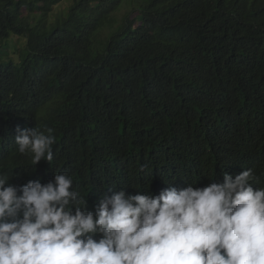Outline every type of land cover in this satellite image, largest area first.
Returning a JSON list of instances; mask_svg holds the SVG:
<instances>
[{"label": "trees", "instance_id": "obj_1", "mask_svg": "<svg viewBox=\"0 0 264 264\" xmlns=\"http://www.w3.org/2000/svg\"><path fill=\"white\" fill-rule=\"evenodd\" d=\"M61 2L0 0V39L26 38L19 64L0 63L10 183L67 173L90 211L114 191L249 168L264 187V0H70L54 13ZM17 127L52 128L53 160L34 167Z\"/></svg>", "mask_w": 264, "mask_h": 264}, {"label": "clouds", "instance_id": "obj_2", "mask_svg": "<svg viewBox=\"0 0 264 264\" xmlns=\"http://www.w3.org/2000/svg\"><path fill=\"white\" fill-rule=\"evenodd\" d=\"M16 131L34 167L53 160L52 128ZM11 178L0 172V264H264V187L251 168L158 195L114 191L95 211L67 173Z\"/></svg>", "mask_w": 264, "mask_h": 264}, {"label": "rangeland", "instance_id": "obj_3", "mask_svg": "<svg viewBox=\"0 0 264 264\" xmlns=\"http://www.w3.org/2000/svg\"><path fill=\"white\" fill-rule=\"evenodd\" d=\"M70 0H62V2L54 8V13L61 12L69 4ZM130 6L124 5L116 16L120 19L128 10ZM135 13L131 14V17ZM25 36L11 34L6 39H0V63L12 61L14 64H19L21 56L25 52Z\"/></svg>", "mask_w": 264, "mask_h": 264}]
</instances>
